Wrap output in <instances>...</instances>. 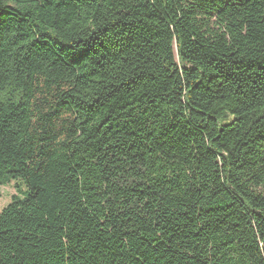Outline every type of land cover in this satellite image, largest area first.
<instances>
[{
    "label": "trees",
    "instance_id": "16d2710c",
    "mask_svg": "<svg viewBox=\"0 0 264 264\" xmlns=\"http://www.w3.org/2000/svg\"><path fill=\"white\" fill-rule=\"evenodd\" d=\"M12 182L0 264H264V0H0Z\"/></svg>",
    "mask_w": 264,
    "mask_h": 264
},
{
    "label": "rangeland",
    "instance_id": "374dc122",
    "mask_svg": "<svg viewBox=\"0 0 264 264\" xmlns=\"http://www.w3.org/2000/svg\"><path fill=\"white\" fill-rule=\"evenodd\" d=\"M25 190L26 187L22 184V182H12L6 186L0 185V211H2L11 202L13 195L20 194Z\"/></svg>",
    "mask_w": 264,
    "mask_h": 264
}]
</instances>
